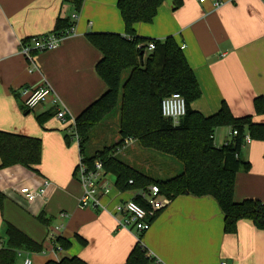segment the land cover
Segmentation results:
<instances>
[{
    "label": "crops",
    "instance_id": "1",
    "mask_svg": "<svg viewBox=\"0 0 264 264\" xmlns=\"http://www.w3.org/2000/svg\"><path fill=\"white\" fill-rule=\"evenodd\" d=\"M118 1L83 0L77 8L66 0H0V131L42 142V161L36 173L19 165L0 169V194L4 197L0 209V249L7 246L9 224L43 246L37 253L18 251L15 264H23L27 257L33 264L72 257L87 264H125L139 241L162 264H219L222 261L264 264V231L249 220H240L236 233H225L224 216L211 197L183 195L172 199L143 233L118 227L113 209L134 199L136 191L122 192L116 187V179L111 180L114 187L110 195L102 198L105 211L79 207L83 188L75 170L81 154L80 148L71 143L69 130L78 115L107 91L96 72L101 53L87 35H124ZM182 1L181 7L174 9V3L168 0L158 9L152 23L135 24L137 36L175 39L201 89V97L192 104L193 110L209 117L225 103L236 118L253 116L255 123L264 124V115H257L254 107L256 98H264V0ZM215 2L223 4L215 7ZM74 13L78 14L76 34L63 39L55 50L33 52V62H29L21 52V43L53 33L58 19H69L71 24ZM123 76L124 85L128 77L123 82ZM45 82L66 108V122L55 118L54 95L33 110L24 106L19 91ZM118 106L114 144L91 151L86 145L82 156L92 158L96 152L121 141V98ZM231 131L230 127L215 131L216 147L232 139ZM137 145L136 141L126 144L118 149L117 157L122 154L127 158L131 149L138 153ZM240 157L249 163L250 171L236 176L235 202L255 199L264 204V142L245 144ZM182 171L175 167L174 175L155 180L164 181ZM43 180L53 185L45 200L28 204L13 192L18 185H33ZM41 213L48 219V226L37 220ZM61 213L68 216L62 217ZM56 227L61 228L58 236L71 245L55 256L50 251L48 234ZM77 236L87 241V245L82 246Z\"/></svg>",
    "mask_w": 264,
    "mask_h": 264
},
{
    "label": "trees",
    "instance_id": "2",
    "mask_svg": "<svg viewBox=\"0 0 264 264\" xmlns=\"http://www.w3.org/2000/svg\"><path fill=\"white\" fill-rule=\"evenodd\" d=\"M80 8L83 0H66ZM168 0H119L117 7L125 25L124 35L118 33H90L89 42L102 58L96 65L98 76L107 86V91L75 119L76 132L81 138L80 154L88 144L91 131L120 106L119 135L121 141L111 148L96 152L87 163L102 162L107 174L116 179V187L124 191H139L156 185L160 194L174 199L178 196L211 197L217 201L224 216L227 234L237 231L240 220H249L264 231V204L255 199L240 203L234 200L235 180L239 172L250 171L249 163L241 157L246 144L251 141L264 142V124H257L253 116L236 118L223 103L220 110L209 117L192 109V104L201 97V89L187 59L173 37L153 40L137 36L134 26L138 23H152L158 9ZM174 9L182 0H171ZM70 26L69 19H58L55 33ZM155 43L149 51L147 45ZM142 45L141 48H138ZM125 71H130L122 83ZM173 93L181 94L187 104V114L177 124L162 116L161 104ZM257 115H264V98L254 100ZM40 120V119H39ZM230 127L236 131L228 143L216 147L215 131ZM68 138V137H67ZM127 139H134L143 149L175 159L182 166V173L161 181L150 178L131 168L117 157L118 149ZM0 169L22 166L36 173L42 161V142L39 139L0 131ZM133 181L129 185V181ZM4 197L0 194V209ZM141 206L145 202L135 197ZM37 220L48 226L44 213ZM7 246L0 249V264H15L17 252H41L43 246L35 244L25 234L11 225L6 226ZM77 241L86 246L87 241L77 236ZM57 243L66 250L71 243L63 237ZM45 264H87L78 257L49 260ZM125 264H155L147 249L139 241L131 251Z\"/></svg>",
    "mask_w": 264,
    "mask_h": 264
},
{
    "label": "built area",
    "instance_id": "3",
    "mask_svg": "<svg viewBox=\"0 0 264 264\" xmlns=\"http://www.w3.org/2000/svg\"><path fill=\"white\" fill-rule=\"evenodd\" d=\"M201 3L205 0H200ZM223 3L215 2V7H221ZM78 20V14L72 15V22L70 26L58 33H51L46 37H35L27 42L21 43V52L27 58L29 62H33V52H45L55 50L59 47V44L63 39L73 36L76 34L75 22ZM32 43V44H30ZM139 45L138 48H141ZM149 51L155 49V43L150 42L147 45ZM53 88L48 84L44 83L38 87L23 88L19 91L24 106L33 110L43 104H45L51 95L55 96L53 101V107L57 109L55 118L59 121L66 122L67 110L61 104L58 96L54 94ZM162 116L167 119H171L174 124H177L179 120L187 114V104L184 97L179 93H173L172 95L163 99L161 104ZM237 135L236 131H231V138ZM69 137L74 140L78 147H80L81 138L76 132L75 122L72 124L69 130ZM135 140L127 139L124 142L131 144ZM246 144L251 142L249 136L245 138ZM75 175L78 181L81 183L83 188V194L79 201V207L81 209H103L106 210L102 204V198L110 195L114 183L110 179V175L106 173L101 161L96 160L92 163H87L85 158L80 155L79 162L77 164ZM129 185L133 184V181L128 182ZM53 185L47 181H36L33 185H18L13 188V192H16L24 199L28 204L33 203L37 200H45L48 197L49 189ZM136 197H140L146 204L145 207L138 204L134 199L122 202L116 205L113 209V216L116 219L117 225L121 229L136 231L143 233L149 230L153 219L159 213L171 203V199L160 194V189L156 185H151L147 189L136 191ZM62 217H67L65 213L60 214ZM61 228L56 227L49 232L48 238L51 244V254L55 256L61 252L63 248L57 243L59 232ZM44 252V251H43ZM46 254V252H44ZM150 258L155 259V264H162L154 255L148 252ZM23 264H33L30 257L24 260ZM219 264H228L225 261Z\"/></svg>",
    "mask_w": 264,
    "mask_h": 264
},
{
    "label": "rangeland",
    "instance_id": "4",
    "mask_svg": "<svg viewBox=\"0 0 264 264\" xmlns=\"http://www.w3.org/2000/svg\"><path fill=\"white\" fill-rule=\"evenodd\" d=\"M128 74L129 71L124 72L123 82L128 77ZM118 108L119 106L113 111V115L104 119L100 125L93 129L86 149L91 151L99 149L104 145L114 144L115 137L118 133L115 119V114L117 110H119ZM71 143L78 146L74 140H72ZM136 148L138 149V153H134L131 149L127 158L123 157L122 154L119 155L118 158L154 179H166L174 175L173 170L175 167L182 168V166L171 157L160 155L154 151L144 150L140 148L139 145H137ZM76 150L78 152V148ZM111 180H115V178L112 177Z\"/></svg>",
    "mask_w": 264,
    "mask_h": 264
}]
</instances>
